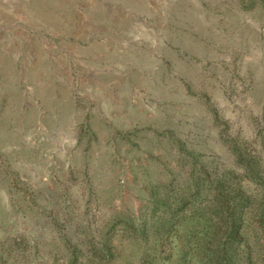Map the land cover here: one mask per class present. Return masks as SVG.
<instances>
[{"label":"rangeland","instance_id":"374dc122","mask_svg":"<svg viewBox=\"0 0 264 264\" xmlns=\"http://www.w3.org/2000/svg\"><path fill=\"white\" fill-rule=\"evenodd\" d=\"M0 264H264V0H0Z\"/></svg>","mask_w":264,"mask_h":264}]
</instances>
